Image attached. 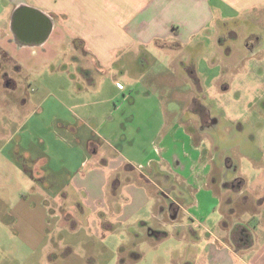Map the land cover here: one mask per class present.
<instances>
[{
	"label": "rangeland",
	"instance_id": "rangeland-1",
	"mask_svg": "<svg viewBox=\"0 0 264 264\" xmlns=\"http://www.w3.org/2000/svg\"><path fill=\"white\" fill-rule=\"evenodd\" d=\"M25 1L38 6L37 1ZM10 7L0 17V29H5L0 51L9 52L11 65L18 63L21 69L12 74L18 90L7 88L0 78V264L191 262L192 242L186 235L179 237L167 221L172 217L167 204L173 200L164 191L155 189V194L161 202L166 200V210L154 207L152 198V207L139 211L133 204L126 206L122 191L132 182L127 178L116 201L110 200L111 188L88 202L92 192L75 183L68 186L82 162L77 143L91 139L109 165L127 157L145 170L150 159L155 167L161 163L166 176H151L182 205L174 214L184 222L188 212L202 214L201 208L212 207L219 187L235 181L241 172L251 181L264 175V6L233 15L223 25L218 21L193 39L194 48L168 53L150 46L146 56L134 48L123 56L128 65L113 68L77 49L71 31L61 29L59 15L58 30L46 46L18 47L6 38ZM167 62L170 66L165 68ZM191 70L199 80L189 74ZM90 77L93 83L87 82ZM198 105L203 116L206 112L205 123L202 114L186 112ZM14 108L18 123L11 115ZM59 116L72 119L77 135L67 134L58 124ZM78 117L87 118L89 125H80ZM189 118L196 136L188 129ZM261 158L257 165L251 161ZM212 170L219 182L215 192L207 187L214 178ZM134 175L140 177L138 171ZM230 192L241 208L245 196ZM245 195L250 202L246 208L255 212L264 194L257 198L246 190ZM18 203L31 208L22 221L15 216ZM100 204L108 209L94 212ZM45 208L53 215L46 236L37 246L29 245L27 235L43 226ZM141 220L147 229H139ZM156 229L169 235L157 240Z\"/></svg>",
	"mask_w": 264,
	"mask_h": 264
},
{
	"label": "crops",
	"instance_id": "crops-1",
	"mask_svg": "<svg viewBox=\"0 0 264 264\" xmlns=\"http://www.w3.org/2000/svg\"><path fill=\"white\" fill-rule=\"evenodd\" d=\"M36 1L38 6L25 0H12V2L0 0V17L3 11L6 12L11 8L10 4L13 6L11 19H9L10 29H6V38H11V42H15L12 16L18 5L23 4L38 10L49 19L51 27L49 30L47 29V32L45 31L46 34L43 40L38 43L39 46H46L56 34L58 22L55 15H59L61 29L66 27L68 31H71L75 38V44L79 45L77 49L96 59L93 61L109 68H113L119 63L122 66L128 65L129 61L123 59V56L134 48L145 56L147 55L145 54L146 49L150 46L157 47L158 51L162 50L168 53L177 52L185 46L194 48L195 46L191 45L193 39L195 37L200 38L212 26L215 27L218 21H222L223 25L233 15L241 16V14L250 12L252 9L259 8L260 10L264 6V0H34V2ZM0 32V34L5 33V29L1 28ZM59 37L62 36H58V39H62ZM144 60L147 61L146 58ZM87 64L90 63L88 61L86 64L83 63L85 67L88 66ZM163 66L168 68L170 63L167 62V65ZM189 74L195 80H199L192 70ZM84 78L86 79V77ZM91 78H87V82L93 83V78ZM28 101L29 98L24 99L23 103ZM77 106L82 108L83 104H77ZM191 111H193L191 107L186 108V112ZM11 115L12 117L16 116L15 123H18L19 114L15 108L11 111ZM57 120L68 135H77V126L72 122V119L59 116ZM78 120H80V125H89L87 118L78 117ZM191 120L192 118H189L186 123L191 122ZM190 124L188 129L191 128L192 134L196 136L193 123L187 125ZM19 133V128H17L16 134L19 135ZM79 143L77 144L82 151V162L79 166L81 171L78 168L68 186L75 183L78 188H86L92 192L93 195L86 197L88 202L91 198L107 195L111 188L110 200L116 201L119 198L118 194L123 192L126 206L133 204L139 211L148 205L151 206L153 200L154 207L161 206L162 202L155 194V189L164 191V193L166 190L158 183V181L160 182L159 179L156 181L151 176L152 174L160 178L166 176L164 174H167V170L161 167V163L158 162L157 167H155V161L150 159L147 161L149 170H145L142 168V164L139 166L131 164V160L127 157L118 165H109V160L100 156L101 151L91 139H87V144L81 141ZM262 159H252L251 161L257 165ZM90 163L92 164L89 171L82 172L83 167ZM100 165L104 167L101 168ZM259 167L261 168V166ZM135 171L140 174L139 178L135 177ZM220 173H223L221 168ZM213 174L214 171L212 170L210 175L214 178L207 187L215 192L216 187L214 186L219 182ZM125 178L132 182L125 186L124 190L126 189V191L121 190V192L119 190L124 184ZM263 179L264 175H259L256 180L251 181L247 174L240 173L236 179V183H238L236 189H238V196H245L241 208H237L235 205L236 200L232 198L230 186L227 184L220 186V183V185L218 184L220 186L217 193L218 197H214L216 201L212 202V207L201 208L202 211L204 210L202 214L198 211L188 212L187 222L179 219V213L176 217V214H173L169 218L170 220H167L173 223L179 237L183 238L186 235V238H190L189 242H192L190 245L193 254L190 258L191 262L187 264H264V199L258 200L255 212H250L246 208L250 202L245 199L248 197L245 195L246 190L252 191L257 195V198L264 194ZM78 203L83 210L85 208L83 203L81 201ZM102 205L96 206L94 212L108 209ZM181 207L182 205L179 203V211L182 209ZM30 209V205L27 203L26 205L18 203L15 209L16 219L22 221L24 217L29 215ZM46 209L43 211V226L34 234L27 235L26 239L29 245L37 246L46 236L48 230L46 226L53 216ZM215 214H217L216 218ZM200 215L203 216L202 220ZM229 217H236V219H229ZM139 224L141 226L139 229H147L144 220H141ZM166 224L167 222L164 221V225ZM234 224H237L241 231L249 235L248 242L236 248L228 242L229 239H226ZM156 235L157 240H162L169 233L165 230L156 229Z\"/></svg>",
	"mask_w": 264,
	"mask_h": 264
},
{
	"label": "flooded vegetation",
	"instance_id": "flooded-vegetation-1",
	"mask_svg": "<svg viewBox=\"0 0 264 264\" xmlns=\"http://www.w3.org/2000/svg\"><path fill=\"white\" fill-rule=\"evenodd\" d=\"M49 24V19L46 18L42 13H40L38 10L27 7L23 4H19L16 10L13 13L12 16V30H13V37L14 40L17 42L18 47L22 46H36L39 42L43 40V37L45 36V28ZM11 55L7 51H0V78H3L6 87L9 89H15L17 88V83L13 78V73L15 74L19 69H21L20 65L15 64L14 66L11 65ZM4 61V64L2 61ZM196 104L195 102L193 103ZM197 105V104H196ZM197 107H192V110L194 112H197L199 114H202V120L203 123L207 121L206 112L203 116V109L198 105ZM224 184H227V186H230L232 190H238L236 189L238 187V183H236V180L233 182H225ZM166 196L170 197L171 200H173V204H167L169 208H167L164 203L165 199L162 200L161 207L162 210H167L171 212L173 215L174 212L178 211L179 202L176 199H173L170 192L165 191ZM249 235L241 231L237 224L231 227V229L228 232V239L230 243L233 245V247H240L241 245L246 244L248 242Z\"/></svg>",
	"mask_w": 264,
	"mask_h": 264
},
{
	"label": "water",
	"instance_id": "water-1",
	"mask_svg": "<svg viewBox=\"0 0 264 264\" xmlns=\"http://www.w3.org/2000/svg\"><path fill=\"white\" fill-rule=\"evenodd\" d=\"M50 27H51V25H50V23H49L48 26H46L45 31L47 32V29L49 30ZM175 217H176V215H175Z\"/></svg>",
	"mask_w": 264,
	"mask_h": 264
}]
</instances>
